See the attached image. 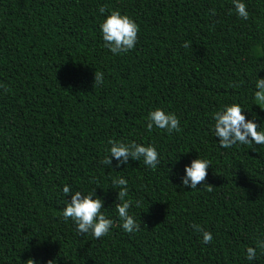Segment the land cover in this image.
Listing matches in <instances>:
<instances>
[{
	"label": "trees",
	"instance_id": "1",
	"mask_svg": "<svg viewBox=\"0 0 264 264\" xmlns=\"http://www.w3.org/2000/svg\"><path fill=\"white\" fill-rule=\"evenodd\" d=\"M241 2L248 20L232 0H0V264H264L260 249L246 257L264 239V145L225 149L214 134L213 113L233 103L264 130L254 99L264 0ZM117 9L140 31L134 49L114 55L100 24ZM156 108L176 115L181 131H149ZM109 139L152 145L160 163L104 165ZM197 157L211 161V192L182 184ZM113 177L139 201L135 233L121 227ZM65 184L95 190L114 221L108 235L63 220Z\"/></svg>",
	"mask_w": 264,
	"mask_h": 264
},
{
	"label": "clouds",
	"instance_id": "2",
	"mask_svg": "<svg viewBox=\"0 0 264 264\" xmlns=\"http://www.w3.org/2000/svg\"><path fill=\"white\" fill-rule=\"evenodd\" d=\"M237 15L244 19H249L245 3L241 0H232ZM105 7L101 6L99 12L105 13ZM210 14L215 15V9H210ZM100 30L104 41V47L108 48L114 55L127 53L134 49L138 33L139 25L127 14L122 15L119 9L111 10L104 21L100 24ZM183 47H189L185 43ZM104 82V74L95 72L94 84L102 85ZM238 86V85H234ZM256 91L254 99L257 105H264V78H257L255 84ZM245 109L238 103L225 105L221 109L213 113L214 134L219 137V146L221 148H230L237 143L241 145L256 144L264 145V130H258L260 126L253 120L246 119L243 114ZM166 130L169 134L173 131L179 133L180 120L171 112L156 108L148 113L146 128L151 131L153 127ZM110 148L108 155H105L101 161L104 165L111 164L110 157L115 158L117 167L121 164L127 165L129 158L134 161L143 159V163L150 169L155 170L160 163L159 153L152 145L144 146L135 141L121 142L117 140H108ZM211 165V161L206 158H196L191 161L190 166H185V177L182 179V184L196 189L198 184H204L207 170ZM112 185L114 188H119L117 192V201L115 204L118 218L121 221V227L126 233H135L140 230L141 223H138L137 218L130 213V209L134 203L139 207V201L134 202L129 197L128 181L123 177H113ZM206 185L207 191L211 192L213 186ZM64 196L71 194L70 202L67 201L62 212V218L65 222L71 220L76 225V230L80 234H91L94 238L99 239L109 234L114 221L108 218L103 212V200L95 195V190L83 194L81 191H73L72 187L65 184L62 188ZM141 221V220H140ZM194 231L201 233L204 244L212 242V233L204 230L198 224H192ZM257 249H260L261 254H264V239L255 241V247L246 249V257L248 260L257 258ZM27 264H36L33 259H28ZM47 264H52V260L47 261Z\"/></svg>",
	"mask_w": 264,
	"mask_h": 264
}]
</instances>
